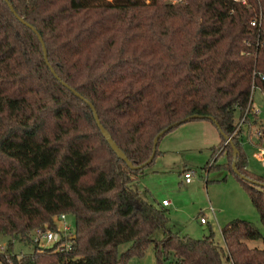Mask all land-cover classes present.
<instances>
[{"label":"trees","instance_id":"1","mask_svg":"<svg viewBox=\"0 0 264 264\" xmlns=\"http://www.w3.org/2000/svg\"><path fill=\"white\" fill-rule=\"evenodd\" d=\"M9 2L42 35L49 63L37 33L0 0V240L10 237L0 264H126L151 244L158 264H264V233L248 219L223 225V243L212 228L201 238L173 229L166 205L138 187L146 166L118 156L85 99L134 164L151 156L157 133L197 113L232 138L239 170L264 183L243 141L256 126L264 144V115L237 128L254 80L264 92V0ZM212 150L234 171L224 135ZM235 174L264 225V184ZM61 213L74 229L40 246L32 231L57 229ZM16 238L33 251L16 253Z\"/></svg>","mask_w":264,"mask_h":264},{"label":"rangeland","instance_id":"2","mask_svg":"<svg viewBox=\"0 0 264 264\" xmlns=\"http://www.w3.org/2000/svg\"><path fill=\"white\" fill-rule=\"evenodd\" d=\"M166 1L176 2V0ZM254 94L255 102L261 108L264 107L262 91L257 88ZM200 121L197 119L184 122L161 137L159 149L167 148V151L165 153L161 151L154 161L144 168L138 181V187L152 202L162 196H167L172 200L173 204L167 208L169 225L182 234L201 238L210 233L212 228L217 240L223 243L222 226L237 217L253 221L264 233L259 211L240 179L227 165V154L221 153L216 160L213 156L212 146L218 139H214V134H211L205 126L193 124ZM255 130L256 126H253L252 139L246 132L243 140L248 152V167L254 173L264 176V164L255 157L257 149L251 142L257 139ZM216 135L219 137L217 130ZM184 167H190L194 171L192 183L184 182ZM202 213L208 216L210 223L200 222ZM66 220L74 229V215L67 214ZM45 225L49 226L48 223ZM32 235L34 236V230ZM156 235L162 237L163 231L158 230ZM9 238L2 237L1 240L7 243ZM14 242L15 252L20 255L32 252L34 249L32 243L19 238L14 239ZM248 242L251 246L263 244L262 239ZM39 245L49 247L52 244L41 245L39 243ZM130 246L131 241L121 243L118 247L119 252H124ZM226 261L228 260L225 258ZM126 264H158L154 245H149L143 255L131 256Z\"/></svg>","mask_w":264,"mask_h":264},{"label":"built area","instance_id":"3","mask_svg":"<svg viewBox=\"0 0 264 264\" xmlns=\"http://www.w3.org/2000/svg\"><path fill=\"white\" fill-rule=\"evenodd\" d=\"M235 2H240L242 4H248V0H234ZM262 15L256 16L254 19L251 20V25L252 26H257L260 24V18ZM255 75H256V70H255ZM264 77V74L263 76ZM260 89L261 88L258 86V84L253 81L252 84V93H251V99L250 102L245 109V111L240 115L237 123V128H241L244 125L249 126L251 125V120L253 115H264V107H260L255 100H254V91L255 89ZM262 91V90H261ZM262 94L264 95V92L262 91ZM264 103V99H263ZM256 133L260 135L261 129H256ZM256 157L264 159V144H260L259 148L255 152ZM194 177V171L192 169H189L184 172V180L189 183L193 180ZM163 204L168 205L170 203L169 199H163ZM67 214L66 213H61L60 215L56 216V220L60 223L58 225L57 229H51L48 226L45 227H38L34 230V239L39 241L41 245H48V244H53L56 241L60 240L63 236V234L68 233L72 227L70 226V223L66 220ZM200 221L203 223L207 222V218L205 216L200 217ZM6 241L0 240V249L2 251L6 250ZM44 243V244H43ZM14 264V263H11Z\"/></svg>","mask_w":264,"mask_h":264},{"label":"water","instance_id":"4","mask_svg":"<svg viewBox=\"0 0 264 264\" xmlns=\"http://www.w3.org/2000/svg\"><path fill=\"white\" fill-rule=\"evenodd\" d=\"M8 4H9V7L10 9L12 10V12L24 23L26 24L27 26L31 27L38 35L39 39L41 40L42 42V45H43V50H44V55H45V58L47 60V62L49 63V59H48V51H47V48H46V44H45V41L42 37V35L39 33V31L37 30L36 27L32 26L31 24H29L26 20H24L23 18H21L18 13L16 12V10L14 9L13 5L9 2V0H5ZM51 69L53 72H55V69L51 66ZM66 85H68L65 81H63ZM69 86V85H68ZM71 89L80 97L82 98H85L79 91H77L76 89L72 88ZM86 101L89 102V104L91 105L93 111H94V115H95V118L97 120V123L102 131V133L104 134V136L106 137V139L108 140V142L110 143V145L112 146V148L114 149V151L118 154V156H120L121 158H123L127 164L132 168V169H141V168H144L145 166H147L148 164H150L155 156H156V152H157V148H158V144H159V140L160 138L168 131L170 130L171 128H173L174 126H177V125H180L182 123H184L186 120H189L191 118H195V117H202L204 118V115H200V114H191V115H188L186 116L185 118L181 119V120H177L173 123H171L170 125H168L167 127H165L164 129H162L159 133H157V135L155 136L154 138V141H153V152L151 154V156L143 163L141 164H134L133 161L128 157V155L125 153V151L118 145V143L115 141V139L113 138V136L111 135L110 131L103 125V123L101 122L100 120V117L98 115V112L96 110V107L95 105L87 98H85ZM209 118H211L213 121H215L214 117L213 116H209ZM215 123H217L215 121ZM220 133L222 135H224L226 137L227 140H229L232 145H233V162H232V166H233V169L235 171V173L239 174L242 178L244 179H247V180H250V181H253L255 183H258V184H264L263 182L259 181V180H256V179H253L249 176H247L246 174L242 173L239 168L237 167V162H238V153H239V149L238 147L233 143V140L232 138L227 135L225 132H223L221 130V128L219 126H217Z\"/></svg>","mask_w":264,"mask_h":264},{"label":"crops","instance_id":"5","mask_svg":"<svg viewBox=\"0 0 264 264\" xmlns=\"http://www.w3.org/2000/svg\"><path fill=\"white\" fill-rule=\"evenodd\" d=\"M192 120H197V119H192ZM192 120H188V121H192ZM198 120H201L200 122H196V123H193L194 125H203V126H205L208 130H209V132L211 133V134H214V139H218V143L221 141V133H220V131H219V129L217 128V126L210 120V121H208V119H203V118H201V119H198ZM187 122V121H186ZM194 122V121H193ZM216 128V129H215ZM216 130L218 131V133H219V137L216 135ZM253 127H251L249 130H248V135L250 136V139H252V133H253ZM254 132H256V130L254 131ZM166 134V133H165ZM164 134V135H165ZM161 139V138H160ZM159 142H160V140H159ZM216 142V143H217ZM251 142H253V145H254V147L256 148V149H258L259 148V146H260V140H259V135L257 134V139L256 140H251ZM216 143H214V144H216ZM213 145V144H212ZM211 146V145H210ZM158 147H159V144H158ZM163 153H165V151H167V148H165V149H160ZM256 157V156H255ZM256 158H258V157H256ZM258 160H261L262 162H263V164H264V159H262V158H258ZM188 169H191L190 167H184L183 168V180H184V172L186 171V170H188ZM193 179H194V177H193ZM193 181V180H192ZM192 181L191 182H189V183H192ZM184 182L185 183H187L185 180H184ZM189 183H187V184H189ZM163 199H169L167 196H162L161 198H157V200L158 201H163ZM169 201H170V203L168 204V205H166V207L168 208V207H170L172 204H173V202H172V200L171 199H169ZM201 216H205L206 218H207V222L206 223H203V222H201V223H203V224H207V223H210V220H209V218H208V216L206 215V214H204V213H202L201 215H200V217Z\"/></svg>","mask_w":264,"mask_h":264}]
</instances>
